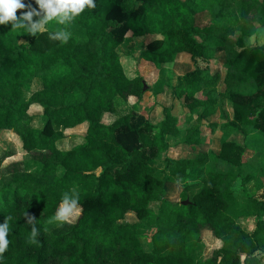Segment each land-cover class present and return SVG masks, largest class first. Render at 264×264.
Masks as SVG:
<instances>
[{
	"label": "trees",
	"instance_id": "1",
	"mask_svg": "<svg viewBox=\"0 0 264 264\" xmlns=\"http://www.w3.org/2000/svg\"><path fill=\"white\" fill-rule=\"evenodd\" d=\"M24 2L38 7L34 0ZM258 6L264 7V0H95L94 8L86 7L72 22L53 20L50 30L35 36L10 23L0 25V134L15 131L25 151L22 160L8 162L17 152L0 149V223L7 218L10 229L3 264H197L194 252L205 243V230L221 244L204 264H261L264 199L248 193L244 201L238 198L233 183L240 174L209 164L235 161L234 154L245 149L235 134L246 138L250 128L264 132V46L237 48L228 28ZM202 13L211 16L206 25H200ZM62 28L71 32L66 44L49 38ZM129 32L159 36L142 52L159 69L185 54L223 63L225 91H217L221 73L201 67L180 76L174 89L201 124L221 112L228 137L220 155L203 150L201 129L191 127L183 135L171 108H165L160 125L134 126V112L120 114L136 106L148 88L142 75H127L118 55ZM33 83L37 89L26 98L24 88ZM243 83L248 93L240 90ZM33 104L43 107V128L33 125ZM106 113L117 119L104 123ZM84 124V142L61 149L65 132ZM170 137L181 138L178 148L187 145L198 154L167 157L168 174L159 178L157 159L169 151ZM203 166L207 174L191 199L186 186L180 201L167 198L168 183ZM73 188L80 214L50 228L49 219L65 193L71 201ZM128 212L139 221H125ZM28 216L35 219L27 222ZM247 217L257 220L251 234L241 224ZM33 225L39 230L36 242ZM148 240L150 250L143 246Z\"/></svg>",
	"mask_w": 264,
	"mask_h": 264
},
{
	"label": "rangeland",
	"instance_id": "2",
	"mask_svg": "<svg viewBox=\"0 0 264 264\" xmlns=\"http://www.w3.org/2000/svg\"><path fill=\"white\" fill-rule=\"evenodd\" d=\"M211 20V16L208 13H202L199 16L200 25H206ZM52 22V21H51ZM46 26V30H50V24ZM229 40L237 48L242 46L247 47H263L264 46V7L258 6L253 10L248 18L242 19L239 22L228 23ZM45 30V31H46ZM159 38L155 35H146L137 37L129 32L126 36L125 43L119 47L118 55L122 59L125 71L129 77L135 75H142L148 86L143 99L139 103V108H123L120 114L133 113L132 123L134 126L139 125L145 121L152 122L156 125L164 120L165 108H171L173 113L179 119V127L184 135L186 130L191 127H197L202 131V141L204 143V151L207 153H222V141L228 137L223 129L225 120L222 117L220 111L216 114L209 116L208 123L201 124L194 119V113L187 108V105L183 99L176 98L174 96V89L178 84V78L183 76L194 68L201 67L203 69L210 68L212 72H220L222 76V82L218 85L217 91H225L227 84L225 83L226 68L223 67V63L218 58H212L210 62H207L204 58H199L195 62L198 65H192L190 63V55H182L180 61L177 63L165 64L162 68H157L153 63L147 62L142 58V52L146 49L148 43L152 40ZM252 38V39H250ZM198 39L202 40L201 36ZM244 41L243 45H241ZM211 43V41H210ZM212 49V48H211ZM36 84H32L31 87L24 88V95L26 98H30L36 88ZM159 91V94H155V91ZM242 92L248 93L250 88L247 83H243L240 86ZM204 92H201L199 96H203ZM226 108L228 111L232 110V104L230 101L226 102ZM201 110H199L200 112ZM29 114L33 117V125L38 128L45 126V116L43 107L39 104H33L29 109ZM116 119V114L113 116L107 115L104 118V123L111 124ZM249 135L245 138L242 134H235V138L239 143L245 145V149L236 152L235 161L233 160H220L217 162L210 161L211 167L218 171L226 173H239L240 177L233 183L235 194L238 198L244 199L245 194H250L253 197L264 199V132L250 128ZM65 138L59 141V147L63 150H70L75 146L84 142L86 135V127L80 126L74 130H67L65 132ZM233 136V138H234ZM181 141L180 137H170V149L166 153L161 154L157 159V175L159 178H165L168 174L166 170V159L171 158H194L198 152L193 151L189 146L184 145L177 147V144ZM0 149L1 150H15L17 154L11 157L8 162L22 160L25 151L22 146V141L17 133L13 130H6L0 135ZM35 169V168H34ZM61 169L59 173H62ZM101 170L97 171L99 174ZM207 174V167L194 168L189 171L188 176L185 179L179 181H173L167 184V198L173 201L181 200V192L188 187L189 198L191 199L194 192L199 189V185ZM263 176V177H261ZM244 201V200H243ZM151 207L158 212L159 203H152ZM77 216H73L69 219L75 220ZM125 221L137 222L139 218L136 213L128 212ZM60 221H55L48 226L52 228L56 224H60ZM257 220L255 217H247L241 219L243 228L253 233L256 229ZM150 234L154 233V229L149 230ZM205 243L201 245L194 252V258L197 264H204L209 259L215 256V249L220 246L221 242L214 237L210 230L204 231ZM144 248L146 250L151 249V240L144 242ZM258 257L261 258V264H264V251H259Z\"/></svg>",
	"mask_w": 264,
	"mask_h": 264
},
{
	"label": "clouds",
	"instance_id": "3",
	"mask_svg": "<svg viewBox=\"0 0 264 264\" xmlns=\"http://www.w3.org/2000/svg\"><path fill=\"white\" fill-rule=\"evenodd\" d=\"M34 7L32 2L25 3L24 0H0V25L11 24L13 29H22L27 34L35 36L37 33L46 30L49 22L55 20L60 25H66L78 17L85 8H94L95 0H34ZM21 15L17 17V10H24ZM36 17L37 19H33ZM49 38L58 40L66 44L71 38V32L60 29L49 33ZM252 39V38H250ZM73 198L69 201L67 193L62 197L61 204L48 223L52 224L55 221L61 223L69 221V218L78 216L81 208H77L79 202V194L75 188L71 190ZM27 215V214H26ZM35 218L28 216L27 222H31ZM9 224L7 218L3 223H0V264H3V253L9 246ZM39 230L33 225L31 230V239L36 242V237Z\"/></svg>",
	"mask_w": 264,
	"mask_h": 264
},
{
	"label": "crops",
	"instance_id": "4",
	"mask_svg": "<svg viewBox=\"0 0 264 264\" xmlns=\"http://www.w3.org/2000/svg\"><path fill=\"white\" fill-rule=\"evenodd\" d=\"M138 37V36H137ZM181 58V57H180ZM199 59V58H198ZM198 59H196V60H198ZM196 60H192V58H190V63L192 62L193 64L192 65H198L199 63H197V62H195ZM180 61V59L178 60V61H176V62H173V63H177V62H179ZM148 62V61H147ZM152 63V62H151ZM124 65V64H123ZM202 67V66H201ZM125 69V68H124ZM196 68H194L192 71H194ZM191 72V71H190ZM135 76H137V75H135ZM135 76H132V77H135ZM140 103V102H139ZM139 103L138 104H136V106H134L133 108H135V107H137V109L139 108ZM134 113H137V111H135ZM107 115H110V116H113V113H106L105 115H104V117H103V120H104V118L107 116ZM116 119H117V116H116ZM115 119V120H116ZM114 120V121H115ZM104 122V121H103ZM113 123V122H112ZM107 124V123H106ZM82 126H85L86 127V130H87V124H84V125H82ZM4 132V131H3ZM1 135V134H0ZM171 158V157H170ZM174 159H178V158H174Z\"/></svg>",
	"mask_w": 264,
	"mask_h": 264
},
{
	"label": "water",
	"instance_id": "5",
	"mask_svg": "<svg viewBox=\"0 0 264 264\" xmlns=\"http://www.w3.org/2000/svg\"><path fill=\"white\" fill-rule=\"evenodd\" d=\"M190 201L189 200H187V201H184L183 203H185V204H187V203H189Z\"/></svg>",
	"mask_w": 264,
	"mask_h": 264
}]
</instances>
